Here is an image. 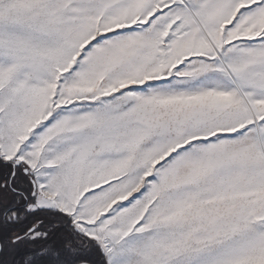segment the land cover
I'll return each instance as SVG.
<instances>
[{
	"label": "snow or ice",
	"instance_id": "6c2138e0",
	"mask_svg": "<svg viewBox=\"0 0 264 264\" xmlns=\"http://www.w3.org/2000/svg\"><path fill=\"white\" fill-rule=\"evenodd\" d=\"M0 264H264V0H0Z\"/></svg>",
	"mask_w": 264,
	"mask_h": 264
}]
</instances>
